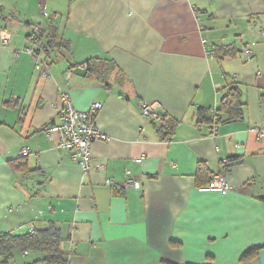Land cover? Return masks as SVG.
Here are the masks:
<instances>
[{"label": "crops", "instance_id": "obj_1", "mask_svg": "<svg viewBox=\"0 0 264 264\" xmlns=\"http://www.w3.org/2000/svg\"><path fill=\"white\" fill-rule=\"evenodd\" d=\"M32 3L22 16L0 0V233L54 224L68 264H264V0ZM30 18L53 22L70 48L33 44ZM97 57L115 62L108 79L87 74ZM233 86L242 116L198 122ZM62 93L78 111L102 105L95 122L106 139L91 144L88 171L44 132L61 122ZM141 102L161 103L176 122L169 137ZM127 170L139 187L124 185ZM219 172L230 189L200 191ZM44 258L16 250L11 264Z\"/></svg>", "mask_w": 264, "mask_h": 264}, {"label": "trees", "instance_id": "obj_2", "mask_svg": "<svg viewBox=\"0 0 264 264\" xmlns=\"http://www.w3.org/2000/svg\"><path fill=\"white\" fill-rule=\"evenodd\" d=\"M36 30V31H35ZM34 38L35 43L44 42L42 48H67L70 44L60 38L58 30L53 22L48 23L43 28L38 25L30 34L29 38ZM38 54V51L36 52ZM232 50H225L223 56H230ZM88 75H96L100 79L107 78L112 72L117 69L114 61L108 59L92 58L86 61ZM109 87V85H107ZM213 116H209L210 110L200 109L198 111V122H208L219 124L222 121L221 115L218 112L223 111L230 116V119H238L243 114V103L241 94L237 87H230L222 100L220 108H214ZM155 123V122H154ZM156 124V123H155ZM176 122L168 120L162 116L160 124L156 128L159 133L165 138L173 133ZM205 177V180H210L208 172L204 170L199 178ZM16 250H41L45 254V258L40 261V264H68V256L62 248V237L59 229L50 224L46 229H34L24 234L0 233V264H11ZM259 251V248L252 249L244 254L242 260L247 261L253 258Z\"/></svg>", "mask_w": 264, "mask_h": 264}, {"label": "built area", "instance_id": "obj_3", "mask_svg": "<svg viewBox=\"0 0 264 264\" xmlns=\"http://www.w3.org/2000/svg\"><path fill=\"white\" fill-rule=\"evenodd\" d=\"M36 31V30H35ZM31 42L35 44V39L30 38ZM204 43H206L204 41ZM28 53L31 54L36 63V69L41 71L42 75L48 76L50 70L45 61L39 58V55L34 49L28 48ZM207 53H210L206 49ZM243 54L246 57L252 56L251 49H245ZM71 73H67L69 78ZM62 108L60 112L61 122L52 126L46 127L44 132L49 139H53L55 135H58V148L66 150L70 153L71 159L78 163L84 171H88L92 168L93 159L90 153L91 144L100 139H106V136L98 129L95 116L96 113L101 110L102 105L100 103H94L89 111L82 112L74 109L70 97L67 93L61 95ZM162 105L158 102H141L140 111L144 118L149 121L159 123L162 120ZM29 151L27 148L21 150V155L27 157ZM97 170H102V165L94 167ZM112 184L111 180H107V185ZM124 185L126 187L137 188L140 185L138 177H136L132 170H127L125 173ZM230 189L227 181L226 174L219 172L216 173L210 183L200 188V191H212L223 192Z\"/></svg>", "mask_w": 264, "mask_h": 264}, {"label": "rangeland", "instance_id": "obj_4", "mask_svg": "<svg viewBox=\"0 0 264 264\" xmlns=\"http://www.w3.org/2000/svg\"><path fill=\"white\" fill-rule=\"evenodd\" d=\"M7 1V0H6ZM10 2L15 3V6H17L15 8L16 12H19L22 16H24L25 14H30L31 12H35L37 11V9L34 8V5L32 3V0H8ZM7 8V7H6ZM12 9V8H11ZM15 10H13V12H15ZM33 22V27H28V31H32V28H34V26L36 27V25H38L39 23L37 22V20H34L32 18H30ZM24 26V25H23Z\"/></svg>", "mask_w": 264, "mask_h": 264}]
</instances>
